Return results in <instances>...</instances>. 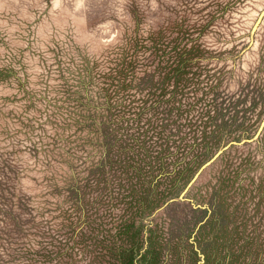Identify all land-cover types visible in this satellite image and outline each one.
Masks as SVG:
<instances>
[{
  "label": "rangeland",
  "instance_id": "obj_1",
  "mask_svg": "<svg viewBox=\"0 0 264 264\" xmlns=\"http://www.w3.org/2000/svg\"><path fill=\"white\" fill-rule=\"evenodd\" d=\"M263 11L264 0H0V264L85 263L87 214L76 211L72 184L94 172L106 140L127 144L141 131L151 140L176 79L186 83L184 105L223 107L219 123L228 128L237 111L240 141L264 138ZM231 141L209 143L181 172L161 167L160 189L142 207L146 186L132 181L125 216L138 227L121 235L132 249L115 252L116 264H224L232 190L224 160L215 162L244 143ZM258 148L261 156V141ZM117 155L119 174L128 157ZM65 172L70 182L61 181ZM93 200L87 231L103 220Z\"/></svg>",
  "mask_w": 264,
  "mask_h": 264
},
{
  "label": "trees",
  "instance_id": "obj_2",
  "mask_svg": "<svg viewBox=\"0 0 264 264\" xmlns=\"http://www.w3.org/2000/svg\"><path fill=\"white\" fill-rule=\"evenodd\" d=\"M180 52L181 49H176L173 53L175 57L179 58L182 56V52ZM169 56L172 57L173 55ZM187 59L189 60V58ZM115 73L121 74L122 71L116 68ZM178 82L176 79L175 85L169 90L170 94L164 102H167V106L164 108L167 111L164 112L163 110V115L165 114L163 122L158 121L152 127L151 140H148L147 133L142 131L140 135L138 132L137 134L132 133V137L127 144L120 142L119 145L113 146L109 140H106L105 148L103 146L102 153L99 152L96 162L92 166V168H95L94 172H87L85 177L80 179V182L72 184L77 187L76 192L78 193V197L76 196V201H74L76 211L79 213L85 208L87 214L85 223L79 230V243L85 240L81 250L85 261L83 264H116L115 252L120 254L132 249V245L122 244L123 237H121L132 228L138 227L136 221L129 222L125 216L127 204L136 193L132 187V181L143 180V185L146 186L145 189H141L144 191L141 193L143 199L138 203V207H142V204L147 202L148 197H153L160 189L162 180H154L155 176L160 173L161 167L165 168L163 174L173 171L172 165H176L177 173L181 172L185 167L188 166L189 168L191 166L194 158L209 143L213 145L224 138L229 141H240L242 138V134L246 130L243 128V121L241 120L244 117L241 118L238 112L235 111L228 117L229 128L223 126L219 123V120L225 114L222 111L223 107H216L214 103L210 102V107L207 109L209 111L201 112L194 110L197 109L195 103L190 102L184 105L180 96L186 88V86H183L186 83L180 82L178 84ZM177 95H179V98L176 97ZM194 111L197 113L193 114ZM262 132L261 136L264 137V128ZM260 141L264 147V138H255L250 142L232 145L215 162V164H218L219 161L224 160L230 189L232 190L230 208L226 216L227 225H225L224 243L227 251L223 259L224 264H264V153L261 156L258 154ZM246 145L254 146V149ZM85 152L89 154V151L85 150ZM117 153V157L121 153L128 157L127 161L125 159L120 164L123 171L120 170L119 174L115 173L116 169L113 168V165L116 164L113 159ZM130 156L132 158H129ZM167 175L169 174H166L163 178L169 179V182L172 183L173 175H169V177ZM70 179L72 178H69L68 173L65 172V176L61 178V181L66 183L70 182ZM100 179L104 181V185L101 181H98ZM144 179L147 181L145 182ZM49 182L51 187L57 186L52 181V177ZM114 188L117 189L114 190ZM93 198L98 199V203L103 207V215L101 216L103 222L96 221L97 227L87 231L86 228H90L92 220L90 210L94 205ZM80 201H82V204L79 203ZM104 206L106 207L104 208ZM189 207L193 212H199L202 209L201 207L193 208L190 204ZM94 208L96 210L92 213L99 210L97 206ZM143 210L150 213L151 207L147 206ZM139 211L140 209L137 208L136 214H139ZM213 211L215 212L214 209ZM207 213L208 210L205 208L202 209V213H198L196 216L203 220ZM139 233L137 232V240H140ZM115 241H118V243L116 244Z\"/></svg>",
  "mask_w": 264,
  "mask_h": 264
},
{
  "label": "water",
  "instance_id": "obj_3",
  "mask_svg": "<svg viewBox=\"0 0 264 264\" xmlns=\"http://www.w3.org/2000/svg\"><path fill=\"white\" fill-rule=\"evenodd\" d=\"M264 13V11L262 12V14ZM245 140H249V139H242L240 142L237 141H231L228 145L233 144V143H241L244 142ZM222 151V149L220 148V150L218 152H216V154L209 159L208 161H206L201 168L196 172V174L194 175L192 181L199 175V173L201 172L202 169H204L207 165H209L211 162H213L215 160V158L219 155V153ZM175 198L169 199V201H173ZM167 203V202H166Z\"/></svg>",
  "mask_w": 264,
  "mask_h": 264
}]
</instances>
